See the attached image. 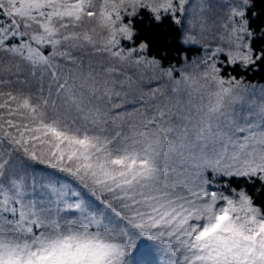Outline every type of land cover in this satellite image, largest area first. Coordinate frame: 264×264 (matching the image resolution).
I'll return each mask as SVG.
<instances>
[{
    "label": "snow or ice",
    "instance_id": "1",
    "mask_svg": "<svg viewBox=\"0 0 264 264\" xmlns=\"http://www.w3.org/2000/svg\"><path fill=\"white\" fill-rule=\"evenodd\" d=\"M216 6L0 0V264H264V0Z\"/></svg>",
    "mask_w": 264,
    "mask_h": 264
},
{
    "label": "trees",
    "instance_id": "2",
    "mask_svg": "<svg viewBox=\"0 0 264 264\" xmlns=\"http://www.w3.org/2000/svg\"><path fill=\"white\" fill-rule=\"evenodd\" d=\"M260 11L258 7L256 9ZM256 25L260 23V20L257 19L254 21ZM135 27L139 30L141 38H146L151 40L153 51L155 53H159L162 49L168 48L170 53H175L176 48L179 46L175 42V38L178 33L175 31V26L171 25L168 21H165L163 25L154 24L145 13L142 21H138ZM170 39L172 41L171 45L166 43V40ZM195 56V54H191ZM174 55H169L168 60H173ZM167 63V61H165ZM251 83H264V68L262 69H254L250 70L246 77ZM243 183V182H241ZM250 192L252 191L251 187L248 189ZM43 194V193H41ZM256 203H260V198H257ZM145 248H142L140 252L136 256V264H165L161 262L154 254H147ZM146 261H150L145 263Z\"/></svg>",
    "mask_w": 264,
    "mask_h": 264
},
{
    "label": "rangeland",
    "instance_id": "3",
    "mask_svg": "<svg viewBox=\"0 0 264 264\" xmlns=\"http://www.w3.org/2000/svg\"><path fill=\"white\" fill-rule=\"evenodd\" d=\"M210 2L213 4L215 11L219 14V15H223L224 11L222 9H220L218 6H216L217 0H210ZM223 2H228V0H223ZM253 85V91L251 93L252 95V99L254 101H258L262 95L261 93V88L264 87V83H251ZM147 254H154L155 257H157L161 262L165 263V258L163 256V254L154 246V245H149L147 248H145L144 250ZM150 261H146L145 263H148Z\"/></svg>",
    "mask_w": 264,
    "mask_h": 264
}]
</instances>
